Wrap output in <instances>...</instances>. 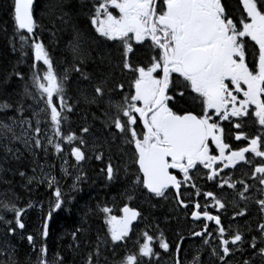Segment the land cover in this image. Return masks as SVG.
<instances>
[{"label":"snow or ice","instance_id":"snow-or-ice-1","mask_svg":"<svg viewBox=\"0 0 264 264\" xmlns=\"http://www.w3.org/2000/svg\"><path fill=\"white\" fill-rule=\"evenodd\" d=\"M33 4L34 0H13L11 6L19 50L24 55L29 47L34 61L28 77L30 83L25 81L21 100L16 103L17 115L8 117L9 122L0 120V148L19 159V149L9 147L14 142L29 152L43 149L46 154L51 146L65 165L69 157L74 158V167L85 161V137L92 129L85 125L79 134L65 131L68 114L80 103L68 94L70 72L76 73L92 90L82 95L83 102L102 110L101 123L107 132L102 143L92 145L95 159L103 161L104 151L100 149L106 147L111 152L112 145L121 141L117 150L127 155L124 149L130 147L135 166L130 192L140 188L151 196L166 199L170 190H175L177 206L193 222H200L199 230L193 228L189 237L198 238L201 244L193 248L188 259V253L183 251L186 237L179 235L172 247L158 226L146 225L129 249L132 222L141 218L142 212L125 203L119 209L121 215H115L113 208L97 205L107 231L103 239L97 236L96 246L83 264H108L107 256L101 261L102 246L113 256L123 250L114 264H153L160 257L157 245L169 253L172 264H206L205 247L217 264H233L231 257L242 251L245 243L252 255L242 264H253L256 257L264 264V0H237L238 16L229 11L225 0H94L88 22L96 35L89 43L85 33L74 29L69 41L72 62L59 73L35 33ZM108 42L116 46L118 57L105 53ZM134 45L146 49V62H133ZM94 52L98 60H93L96 67L89 72L86 68ZM117 69L121 75L131 73V80H117ZM14 75L25 80L21 72ZM25 97L37 106L30 117L23 115ZM11 107L8 102L0 104V110ZM245 120H253L259 126L255 134L244 130ZM225 121L230 125L229 135L243 146L234 148L225 142ZM240 162L251 168L250 174L245 175L254 184L244 179L233 180L231 173H225V169L234 170ZM61 171L68 175L63 165ZM100 171L108 182L118 180L121 174L111 156ZM123 171L128 176L127 165ZM202 171L208 181H218V188L232 189L239 201L253 199L250 192L256 188L260 195L255 199L260 213L256 225L260 246L257 236L246 241L239 226L225 227L220 213L227 210V205L214 192L198 187L193 174ZM19 175L23 177L25 173ZM41 175V182L50 188L55 186L54 203L43 218L42 231H38V235L47 237L52 212L61 209L66 201L70 203L71 197L66 198L50 172L42 170ZM38 179L30 176L28 183ZM82 179V175H77L71 187L75 189ZM182 187L192 191L182 193ZM128 198L131 200L132 196ZM210 208H215L216 214ZM26 212L27 208L19 207L15 199H0V213H12L11 220L0 214V222L6 224L10 235L25 228L22 217ZM246 213V206L239 207L232 219ZM208 222H214V229H210ZM79 231L72 233L74 241ZM26 239L36 252V259L30 264H64L59 253L49 259L46 244H40L37 250L32 234ZM5 255L7 260L3 264H17L14 249L8 251L7 245L0 246V256Z\"/></svg>","mask_w":264,"mask_h":264},{"label":"trees","instance_id":"trees-1","mask_svg":"<svg viewBox=\"0 0 264 264\" xmlns=\"http://www.w3.org/2000/svg\"><path fill=\"white\" fill-rule=\"evenodd\" d=\"M93 2V0H34L33 12L37 22L35 33L51 55L54 67L58 73L68 68L72 62L69 41L72 39L74 29L85 33L89 43L92 42L96 35L88 22ZM12 4L13 0H0V104L4 102L12 104L11 108L0 110V120L5 122H9L8 117L17 115L15 111L16 103L21 100L25 81L30 83L28 77L31 74V65L34 61V56L29 47L25 50L24 55L19 50V39L18 35L15 34L16 30L11 15ZM62 14H66L63 20L60 19ZM13 42L16 45L15 51L13 50ZM135 46V55L132 57L133 62H145L147 56L142 52L143 49ZM93 49H95V45H93ZM104 51L105 53H110L113 57L119 56V52L116 51V46L112 42H108ZM93 60H98L95 52L93 53V59L88 62L86 71L92 72L96 67ZM15 72L23 73L25 80L18 79L14 75ZM114 76L117 80L127 82L131 79L132 74L125 73L121 75L117 69L114 72ZM91 91L87 81L80 80L78 74L70 72L68 94L73 98V101L80 100V103L72 113L68 114L69 119L65 125V131L72 130L79 134V129L87 125L92 131L86 138L90 136L89 140L93 145L94 143H102L107 136V132L101 123L103 119L102 110L95 105H87L82 100V95L90 94ZM23 99L25 108L23 115L30 117L37 106L27 97ZM29 105H32V107L29 108ZM94 115L96 118H94ZM41 127H43V123ZM117 144L121 143L117 141L116 144H113L111 152L106 147L100 149L104 151V160L95 162L92 165L90 163L82 165L80 174L73 172L72 158L69 157L67 165L63 163L68 175L61 171L60 157L53 153L51 147L48 148L47 154L43 149H35L29 152L22 144L14 142L9 147L19 149V159L6 154L4 149L0 148V199L13 198L19 207L27 208L26 214L22 217L25 224L22 235L18 237L14 234L10 235L7 232L6 224L0 222V246L7 245L8 251L14 249V259L17 264L28 263L27 254L30 247L26 239L28 234L26 229L29 231L27 228L28 222L39 215L42 231L43 218L47 215L51 204L55 200L53 196L55 186L50 188L46 182H41L43 177L40 167H43L46 172H50L51 175L57 178L66 198L71 197L70 203L66 201L61 209L52 212V219L49 220L48 236H41V244H46L48 248L49 259L59 253L63 258L64 264H83L88 252L95 248L97 236L103 239L107 231L104 215L99 212L97 205H107L113 208V214L115 215H120L119 209L125 203L129 204L130 207H136L142 212V217L133 226L134 228L130 235L131 240H129L127 245L129 249L133 247L137 234L146 225H151L153 228L158 226L172 247L179 241V235L189 236L188 231L191 230V226L188 216L175 204L171 191L165 199L151 196L146 190L137 188L134 195H136L138 201L132 199L130 201L128 197L130 194L132 195V192H130L129 180L122 182L120 177L113 182L106 180L100 171L104 167L105 161L108 160L109 156L112 157V162L122 159V153L117 150ZM89 160L93 161L92 158ZM42 163L47 165H42ZM19 172H24L25 176L21 177ZM245 173H247L246 169H242L240 173L234 174L233 180L244 179L251 184V179H248ZM77 175H82L83 179L73 189L71 186ZM30 176H36L40 179L34 180L29 184L28 177ZM239 187L237 185V189ZM228 192L232 194L231 198L225 199L223 197L222 199L227 205V210L234 211V206L238 204V202L237 204L232 202L236 198L235 192L232 189ZM29 203L33 206L27 207ZM248 203H251V201ZM249 206L251 205H247V207ZM0 214H3L6 220L12 219V213ZM243 222L248 227L247 230H244L246 233L250 230L252 231L251 234L257 235V233H254L256 230L254 221L243 220ZM238 223L236 222V225ZM224 225H228V223L224 222ZM77 229H80V231L77 232V238L74 241L72 233ZM16 232L21 231L17 229ZM185 240L183 241V251L188 253L187 258L190 259L193 248L199 247L201 242L200 240L194 242ZM213 243H216V241H213ZM77 244L79 245L78 247L76 246ZM156 250L160 253V257L158 261L154 260L153 264H159L165 259L167 260L166 256H168V253L162 251L158 245ZM122 251V249L118 250L117 255L113 256L110 250H104L102 246L101 261L107 256L108 264H114L115 261L119 260ZM204 258L206 264H217L215 259L208 255L206 247ZM6 260L7 255L0 256V264H3Z\"/></svg>","mask_w":264,"mask_h":264},{"label":"flooded vegetation","instance_id":"flooded-vegetation-1","mask_svg":"<svg viewBox=\"0 0 264 264\" xmlns=\"http://www.w3.org/2000/svg\"><path fill=\"white\" fill-rule=\"evenodd\" d=\"M225 2L228 5L229 11H231L234 15L238 16L239 12L237 11V0H225ZM135 47H139V46H135ZM142 49H143L142 52H144V54H146V56H147L148 53H147L146 49H144V48H142ZM243 123H244V126H245L244 130L246 132H248L249 134H255L258 131V127L259 126L255 125L253 120H245V121H243ZM223 124H224V127H225V142L230 143L234 148L238 147V146H243V144L241 142L236 141L233 136L229 135L230 125L228 124V122L225 121V122H223ZM231 131L234 132L235 130L232 129ZM86 137H85V139L87 140L88 145L85 146L83 150L85 151L86 157H88V158L85 159V161L81 162L79 165H77L75 167L73 165H75L76 162H75L74 158H72V167H73V172L74 173L78 172L80 174L81 167L84 164L88 165L90 163V165H92L95 162H100V161H97L95 159V154L96 153L95 152L93 153L92 142L89 140L90 136L88 138H86ZM118 142L122 143L119 140H118ZM124 151L127 153V155H124L122 153V159H118V161L117 160L114 161L113 164L120 166V168H121L120 179H122V182H124V180H129V182H130L129 186L131 187V179H132L131 173L135 170V166L131 162V149H130V147H126L124 149ZM91 154H92V157H91ZM246 155L250 156L251 154H246ZM90 158H92L93 161L89 160ZM256 159L259 160V158H256ZM106 163H107V161H105L104 166H105ZM125 165H127V167H128V172H129L128 176H125L124 171H123ZM242 169H246V172L247 173L249 172V174H250L251 168L249 167V165L244 164L243 162H240L234 170L233 169H225L224 171H225V173H231L232 174V179H234L236 173H240V171ZM193 175H194V177L196 179V183H197L198 187H200L202 191H212L221 199L223 197L225 199L231 198L232 194L228 192V191H231V189H228L226 186L223 189L218 188L216 186L218 181H216V182L208 181L206 179V176L204 175L203 171L202 172H194ZM254 183L255 182L251 180V184H254ZM257 187H258V185H257ZM170 191H171V193L173 195V198H174V190H170ZM186 191H192V189H185V188L182 187L181 192L183 193V192H186ZM134 194H135V192H132V195L130 194L132 196V200L138 201L136 195H134ZM250 195L253 197V199H250L248 201H239L238 197H236L235 199L232 200V202H234L235 204H237V202H238V207L235 205L234 206V211H237L239 207H245V206L247 207V205H249V204L251 205V206L247 207L248 210H247V213H246L245 216L236 217L235 219H232V214H233L234 211L229 210L230 211V213H229L228 210H226V211L221 210L220 215H221V220H222L223 224H224V222H226V223H228V225L232 224L234 227L239 226V228L242 231H244V230H247L248 227H246L244 225L243 220H249V221L252 220V221L255 222V225H257V223H259V221H260V213H259V210H258V206L255 204V199L260 198V195L256 191L255 187H253L251 189ZM173 201L175 202V199ZM249 201H251V203H248ZM200 202H201V204L204 203L203 198H200ZM209 203H210V201H209ZM241 203H243V204H241ZM175 204H176V202H175ZM180 210H182V212H185L184 209L180 208ZM209 210L213 214H216V209L215 208H210ZM120 215H121V213H120ZM188 219H189V223H190V226H191V230L193 228H195L196 230H199V223L200 222L199 221L193 222L191 220L190 216H188ZM236 222H239V223L236 225ZM28 223L29 224H27V226H28L27 228L29 229L30 233H29V231H27V229H26V233H28L27 235L32 234L34 236V239H35V242H36V248L38 250L39 246L41 244V236L38 235V231H41V221H40L39 215H37L36 217H33V219H31ZM208 223H209L210 229H214V227H215L214 226V222H208ZM228 225H225V227H227ZM133 226H135V224L132 225V229L134 228ZM191 230H189L188 233H190ZM20 231H21L20 233H22L24 231V229H22V230L20 229ZM251 232L252 231H250V230H248L247 233L245 232V234L247 235L245 237V240L246 241H250L252 236H257V245L260 246V238H259L258 231L255 230V232H254V233H257V235L251 234ZM131 233H132V231L130 232V235H131ZM186 239L187 240H185V241H192V242L199 240L198 238H190L189 236H187ZM28 245H29V243H28ZM28 251H29L28 257L29 256L30 257H29V259L27 258L28 263H26V264H30V262H34L35 259H36V252L33 251L31 246L28 249ZM251 255H252V249L249 247L248 243H245L243 245V250L242 251H237L234 254V256L231 257V259L233 261V264H242V261L244 259H249L251 257ZM166 258H167V260L165 259L161 263L162 264H172V261L169 258V253H168V256H166ZM161 263H159V264H161ZM253 264H262V262H261L259 257H256L254 259V261H253Z\"/></svg>","mask_w":264,"mask_h":264},{"label":"rangeland","instance_id":"rangeland-1","mask_svg":"<svg viewBox=\"0 0 264 264\" xmlns=\"http://www.w3.org/2000/svg\"><path fill=\"white\" fill-rule=\"evenodd\" d=\"M94 1V0H93ZM27 49V47L25 48V50ZM31 53H32V51H31ZM33 54V53H32ZM35 125V120H33V126ZM45 127V125L43 124V127H41L42 129ZM16 131L18 132V134H19V132H20V128H19V126L16 128ZM49 147H51V146H49ZM64 161H63V159H61L60 158V166L61 165H63L64 166ZM42 165H47V164H45V163H42ZM40 170H41V172H42V170H43V172H46V169H43V167H40ZM35 210H37V209H35ZM16 237H18V236H20V235H22V233H20V232H15V234H14ZM162 264V263H161Z\"/></svg>","mask_w":264,"mask_h":264},{"label":"bare ground","instance_id":"bare-ground-1","mask_svg":"<svg viewBox=\"0 0 264 264\" xmlns=\"http://www.w3.org/2000/svg\"><path fill=\"white\" fill-rule=\"evenodd\" d=\"M125 177V176H124ZM130 183V182H129ZM37 203V202H36ZM40 204V203H39ZM29 224V223H28ZM32 230V229H31ZM30 233V232H29ZM38 236V235H37ZM18 246V245H17ZM30 248V247H29ZM31 254V253H30ZM30 257V256H29ZM29 257H28V254H27V258L29 259Z\"/></svg>","mask_w":264,"mask_h":264},{"label":"water","instance_id":"water-1","mask_svg":"<svg viewBox=\"0 0 264 264\" xmlns=\"http://www.w3.org/2000/svg\"><path fill=\"white\" fill-rule=\"evenodd\" d=\"M33 6H34V4H33ZM174 191H175V190H174ZM136 222H137V220H136V221H133V222H132V225H134Z\"/></svg>","mask_w":264,"mask_h":264}]
</instances>
